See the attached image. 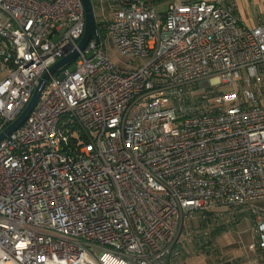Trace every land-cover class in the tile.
<instances>
[{"label":"built area","instance_id":"1","mask_svg":"<svg viewBox=\"0 0 264 264\" xmlns=\"http://www.w3.org/2000/svg\"><path fill=\"white\" fill-rule=\"evenodd\" d=\"M106 1L78 50L80 0H0V133L78 50L0 141V264H177L185 222L215 207L250 206L264 249V22L221 0Z\"/></svg>","mask_w":264,"mask_h":264},{"label":"rangeland","instance_id":"2","mask_svg":"<svg viewBox=\"0 0 264 264\" xmlns=\"http://www.w3.org/2000/svg\"><path fill=\"white\" fill-rule=\"evenodd\" d=\"M91 3L97 18L102 19L103 21H106L110 18L111 10L106 0H91ZM164 8L165 5L163 4L160 5L157 10H163ZM99 32L102 41H104L105 50L110 61L118 67L129 68L128 62L131 59L124 55L118 54L114 50L110 38L106 37L107 31L104 24L99 26ZM66 68L73 70L74 63H70ZM4 76L5 74H0V80ZM252 206H254L256 210H264V199L256 200L252 203ZM249 210L251 211V208ZM231 218L232 219L224 218L220 221L212 220L210 224L212 227H215L216 225L219 226V224L223 225V228L226 230L227 227H230L232 222H235V218ZM189 222V230H187L185 226L183 231L184 233L179 237L177 248L179 249V247H181L184 255L182 259V254L180 255L177 264H264V261H260L262 258H259L258 256L256 257L255 254L253 257L249 252L251 245L256 242L257 237L253 228V224L249 220V217L247 218V215L242 220L236 222L233 229L228 232V240L230 242L226 238H224L225 240L222 242L219 238H216V235L213 236L211 234V236L209 232L208 235H204L203 232H205V230L208 228L207 226L211 225H206L204 223V219L200 218L199 216L193 217V219H190ZM251 228L253 230H251ZM251 232H253V238L251 236ZM247 238L252 240L251 245L247 243L249 242L246 241ZM217 239H219V241ZM244 240L246 241L245 243L243 242ZM253 250L260 251L261 249L255 246ZM176 251L178 253V250ZM225 259H229L228 263L224 262Z\"/></svg>","mask_w":264,"mask_h":264},{"label":"crops","instance_id":"3","mask_svg":"<svg viewBox=\"0 0 264 264\" xmlns=\"http://www.w3.org/2000/svg\"><path fill=\"white\" fill-rule=\"evenodd\" d=\"M221 2H222V5L227 7L228 9H230L233 12V14L235 16H237L239 21L243 24H246L248 26H256V25L264 22V0H221ZM250 208H251L250 206H246L239 211H235V210H231V209H229L228 211H225V208L215 207L214 209L206 210L203 213L197 212L192 216L191 219H193V217H195V216H199L200 218L204 219V223L206 225H211L210 223L212 220L220 221L221 219L223 220L224 218L232 219L231 217H234L235 222H232L230 227L229 228L227 227L226 230L223 228V225L219 224V226L216 225L218 227L215 226L216 228L212 227V225L207 226L208 228L205 230V232H203L204 235L205 234L208 235V232L210 235L211 234L213 236L216 235V238H219L223 242V240H225L224 238H226L227 240L229 239L228 238V235H229L228 232L233 229L235 223L238 222L239 220H242L243 218H245L246 215H247V218L249 217V220L252 222L253 217H252V212L249 210ZM252 224H253V222H252ZM189 225H190V222H189V220H187L185 222V226H186L187 230H189L188 229ZM207 230H209V231H207ZM251 230H253V229L251 228ZM217 235H219V236H217ZM251 236L253 238V232H251ZM219 239H217V240L219 241ZM246 241H249V242H247V243H249V245L252 244V242H251L252 240H250L249 238H247ZM246 241L244 240L243 242L245 243ZM177 250H178V253L175 255L174 260H176L178 262L180 255L182 254V256H181V259H182L184 253H183V250H181V247H179V249L177 248ZM261 250L260 251L259 250L254 251L253 249H249V252H250V254H252V256L255 254L256 257L258 256L259 258H262L260 261H264V249H261ZM228 261H229V259L224 260L225 263H228Z\"/></svg>","mask_w":264,"mask_h":264},{"label":"water","instance_id":"4","mask_svg":"<svg viewBox=\"0 0 264 264\" xmlns=\"http://www.w3.org/2000/svg\"><path fill=\"white\" fill-rule=\"evenodd\" d=\"M82 2L83 8H84V14H85V29L84 33L78 43V50H83V48L86 46L87 42L90 40V38H94L96 41L99 40L98 34H97V23L95 19V14L93 11V6L91 3V0H80ZM78 50H73L67 55L60 58L58 61H56L53 65H51L46 72L41 76V78L38 81L37 86L35 87V90L33 91V94L24 108V110L21 112V114L10 124L8 125L1 133H0V141H2L8 134L13 132L15 129H17L28 117L30 112L35 107L45 85L50 76H52L57 70L60 68L66 66L68 63H70L74 58H76L78 54Z\"/></svg>","mask_w":264,"mask_h":264}]
</instances>
